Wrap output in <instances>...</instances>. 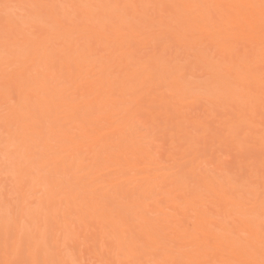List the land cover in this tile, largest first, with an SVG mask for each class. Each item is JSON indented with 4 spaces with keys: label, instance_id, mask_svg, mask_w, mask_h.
I'll use <instances>...</instances> for the list:
<instances>
[{
    "label": "bare ground",
    "instance_id": "obj_1",
    "mask_svg": "<svg viewBox=\"0 0 264 264\" xmlns=\"http://www.w3.org/2000/svg\"><path fill=\"white\" fill-rule=\"evenodd\" d=\"M259 4L0 0V261L258 264Z\"/></svg>",
    "mask_w": 264,
    "mask_h": 264
},
{
    "label": "snow or ice",
    "instance_id": "obj_2",
    "mask_svg": "<svg viewBox=\"0 0 264 264\" xmlns=\"http://www.w3.org/2000/svg\"><path fill=\"white\" fill-rule=\"evenodd\" d=\"M5 8L19 7L24 9L26 16L32 18L35 14L37 18H42L46 11L55 7H62L52 4H24V5H13L5 3L2 5ZM250 7H255L254 5ZM261 12V33L264 36V0H260L259 4ZM23 20V18H21ZM33 31H38V28L33 26ZM262 229H264V223H262ZM5 253L13 257L12 259H6L0 261V264H61L60 261H40L37 259H27L25 254L27 253V247L21 238L19 241L16 239L15 233L9 230V234L6 239ZM84 264H89V262H84ZM95 264H108V262H95ZM167 264V262H165ZM174 264H181V262H174ZM246 264H256V262H246ZM258 264H264V241H262V255Z\"/></svg>",
    "mask_w": 264,
    "mask_h": 264
},
{
    "label": "rangeland",
    "instance_id": "obj_3",
    "mask_svg": "<svg viewBox=\"0 0 264 264\" xmlns=\"http://www.w3.org/2000/svg\"><path fill=\"white\" fill-rule=\"evenodd\" d=\"M231 150H232L233 152H232V151H231L230 153L228 152L231 156H228L229 159L227 158V160H228L230 163H232L233 161L235 162V161H236V158H239V156L241 155V153L237 152L238 150H235V149H231ZM231 153H232V154H231ZM236 153L239 154V156H237ZM232 155H235L236 157L234 158V156L232 157ZM241 156H242V155H241ZM241 156H240V157H241ZM231 158H233V159H231ZM228 161H227V162H228ZM229 162H228V165L230 164ZM235 163H236V162H235ZM235 163H232V164H234V166H233L232 164L229 165V166H230V169H233V168L235 169V167H236V166H235V165H236ZM232 166H233V168H231ZM238 170H239V169L237 168L236 171H238ZM243 171H244V170H243ZM245 171H246V169H245ZM2 179H3V183H4V184H9V183H10L9 178H6L5 175H2ZM8 199H9V198H8ZM8 199H7V200H8ZM85 249H86V248H84V251H85ZM86 252H87V251H85V253H86ZM86 255H87V253H86ZM87 256H88V255H87Z\"/></svg>",
    "mask_w": 264,
    "mask_h": 264
}]
</instances>
